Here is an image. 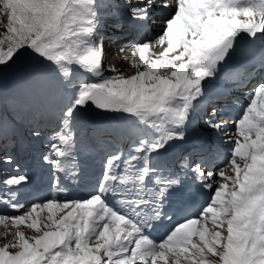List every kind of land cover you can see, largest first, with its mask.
<instances>
[{
  "label": "snow or ice",
  "instance_id": "6c2138e0",
  "mask_svg": "<svg viewBox=\"0 0 264 264\" xmlns=\"http://www.w3.org/2000/svg\"><path fill=\"white\" fill-rule=\"evenodd\" d=\"M111 7L116 5L105 0H0V24L6 18L0 67L30 55V94L54 96L62 105L46 163L75 173L76 125L88 109L133 118L119 130L126 149L109 153L99 187L86 199L26 206L14 197L29 178L17 174L2 181L0 204L17 214L0 213V226L16 229L0 246V264H264V83L253 88L233 121L224 168L205 172L206 165L188 156L180 161L181 169L213 191L199 216L177 223L162 241L146 234L165 200L183 194L181 176L161 157L185 139L205 95L203 82L218 78L237 55L264 68V0H141L130 8L133 19L147 21L154 7L171 12L154 40L120 49L132 53L137 72L131 77L114 68L104 74L101 29L115 15ZM157 46L163 50L154 53ZM81 73L90 78L81 79ZM205 123L223 129L220 121ZM3 162L13 164V157ZM22 226L35 235L26 236Z\"/></svg>",
  "mask_w": 264,
  "mask_h": 264
},
{
  "label": "rangeland",
  "instance_id": "374dc122",
  "mask_svg": "<svg viewBox=\"0 0 264 264\" xmlns=\"http://www.w3.org/2000/svg\"><path fill=\"white\" fill-rule=\"evenodd\" d=\"M107 1L109 2L110 5L111 4L116 5V8H121V9L123 8L124 9V12L121 13V18H123V20L128 19V16H129V18H131L130 8L131 7H137L141 3V0H138V1H136V0H107ZM135 1L138 4H134ZM170 12H171V9L165 11V13H166L165 16L167 18L169 16L168 14H170ZM111 19H112V16H110L109 20H111ZM133 22H137V20H135ZM4 24H6V18H4ZM4 24H0V37H2V35L4 34V32L6 30L4 27ZM135 24L136 23H134V25ZM146 24L147 23H145V25ZM145 25H143L141 27V35H140V40H139L140 43H142L144 41L143 35H145V29H146ZM109 26L110 25H108L104 21L103 27L101 29V35L104 38V42H107L106 38H111L110 34H112V33H109L110 31H108ZM119 26H120V28H122L125 26V24L121 23ZM113 30H116L115 27H113ZM257 44H259V41H257ZM161 49L162 48H160L158 46L154 47L153 52L158 53V52H160ZM113 55H117L119 58V55L116 52L113 53ZM131 59H132V53H130L129 61L127 63H125L124 66L120 67L121 71H119V72L123 73V75L125 77H131V76L135 75L137 72V68L132 66V64L130 63ZM246 60L247 59L245 58L244 62L247 63ZM34 68H35V63H34L32 57L30 55L20 58L11 67H0V109H1V107L3 109V113L0 112V154L11 155L13 157L14 153H16V151L20 150L19 148L21 146L27 145L29 150H32L31 153L33 155L35 154V152L39 155V152L41 153V151H44V148L49 147L47 145L48 143L43 142L41 139H36V140L28 139L30 134H32L33 131L38 130L40 132L41 131L42 132H49L50 131V135L51 134L53 135L54 132L56 131L54 129L49 130L48 128H45V126H46L45 123H46L47 119H52V118L56 117V112L58 113L59 110H56L54 112V110L50 111L49 109L58 108L60 105V102L54 96H50L49 98H47V101L44 102V99L38 98V97H33L30 94L27 77H28L29 73H31L34 70ZM140 70H143V69L141 68ZM106 76H108V75H106ZM80 77L81 78H90V77H88V74H86V73H81ZM207 81L208 80H205L203 83L205 84ZM206 88H207V86H206ZM5 106L11 107L12 111H13L12 112L13 115L14 116L17 115L18 117L14 118V119L13 118L10 119L11 116L9 117L7 115V109L5 108ZM92 109L96 110L100 114L102 113L106 117L108 116V118L112 117L113 114H115L117 116L119 114V113L105 112L103 110H97L95 108H92ZM199 114L204 115L203 113H200L198 111L196 113V118L193 119V122L198 121ZM208 114H209V112L207 113L206 116H204L201 119V121H202L201 124H204L205 121L209 118ZM59 115L56 118L57 127L59 126V123H60L59 122ZM22 117H27V118L32 117V120H29L28 124L25 127H23L24 124H26V122H23L22 126L18 125V123H17L19 121L18 119H21ZM118 117H119L118 118L119 119V126H117V124H113L115 130L112 127H111V130L105 127V128H103L99 131H96V132H94V131L89 132V131L83 130L84 127H83V122L81 120V118H82L81 117L79 120V123L76 125V141H77L76 152H77V154L87 155V153L90 152L89 142L91 140H95V139L101 140L100 144H103V142H106L105 143L106 145L104 147H107V148H110L111 145H113V144H117V146L126 148L128 142L126 140L123 141L121 138H119V130H117L118 128H116V127L124 126L125 125L124 122H127L126 125H131L128 123L129 122L128 119L130 116H127L125 114H119ZM36 120H38L40 123H43V124H41V127H39L38 124H36ZM104 120L105 119H101L100 121H98L96 123L103 124V123H105ZM101 124H99V125H101ZM99 125H96V126L93 125V126L98 127ZM11 130H14L15 132L11 131ZM212 131L216 132L217 130L213 129ZM21 133H22V137H21ZM204 134L205 133H202L201 135H204ZM188 135H190V134H188ZM195 135L198 137L197 134H195ZM18 136L20 138V142H19ZM16 141H18V143H15ZM14 145H15V148H11ZM221 147H222V145H221ZM4 148H5V150H4ZM213 150L216 151L212 154L213 157L221 154V151H220L221 149H219L218 147L217 148L215 147ZM108 151H111V150H108ZM34 159H36V156L34 157ZM161 159H162V157H161ZM178 167H180V166H178ZM228 174L232 175L230 168L228 169ZM15 231H16V229L14 227L5 228L4 226H0V246L4 245L5 243H8L10 240H12L13 234L15 233ZM21 231H24V229L21 228ZM25 235L28 237H31V236L35 235V232L33 230H28V232H25Z\"/></svg>",
  "mask_w": 264,
  "mask_h": 264
},
{
  "label": "bare ground",
  "instance_id": "6f19581e",
  "mask_svg": "<svg viewBox=\"0 0 264 264\" xmlns=\"http://www.w3.org/2000/svg\"><path fill=\"white\" fill-rule=\"evenodd\" d=\"M113 53H115V51L114 52L113 51H110L109 52V57H110V59H114L113 61H115L116 58H118V56L117 55H113ZM236 58H237L238 62H244V59H245V57H242L240 55H237ZM244 63H246V62H244ZM114 65H115V63H114ZM229 103H231V102H229ZM99 124H101V123H96V124H94V126L99 125Z\"/></svg>",
  "mask_w": 264,
  "mask_h": 264
}]
</instances>
